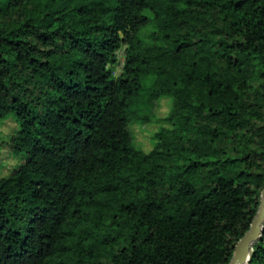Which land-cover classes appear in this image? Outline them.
<instances>
[{
    "label": "trees",
    "instance_id": "1",
    "mask_svg": "<svg viewBox=\"0 0 264 264\" xmlns=\"http://www.w3.org/2000/svg\"><path fill=\"white\" fill-rule=\"evenodd\" d=\"M9 114L0 264H229L264 188V0H0Z\"/></svg>",
    "mask_w": 264,
    "mask_h": 264
},
{
    "label": "rangeland",
    "instance_id": "2",
    "mask_svg": "<svg viewBox=\"0 0 264 264\" xmlns=\"http://www.w3.org/2000/svg\"><path fill=\"white\" fill-rule=\"evenodd\" d=\"M156 30V25L152 22L145 26L140 34L148 42H153L152 33ZM125 60V47L122 46L118 50V60L114 64L115 74L121 73ZM153 77L146 79V86H149ZM148 89L140 91L135 101V109L140 114L148 113L152 108V104L148 99ZM172 99L163 97L157 101L151 120L148 122L134 121L132 123V131L134 134L135 143L139 148L150 151L154 146V134L164 125H168L160 120L161 117L170 112ZM18 123L14 114H9L6 118L0 119V176L9 174L14 168L16 161L21 158V155L13 151L11 147L10 136L17 128Z\"/></svg>",
    "mask_w": 264,
    "mask_h": 264
},
{
    "label": "water",
    "instance_id": "3",
    "mask_svg": "<svg viewBox=\"0 0 264 264\" xmlns=\"http://www.w3.org/2000/svg\"><path fill=\"white\" fill-rule=\"evenodd\" d=\"M264 229V188L261 194L259 209L254 216L250 228L238 241L229 264H247L251 259L254 244L262 236Z\"/></svg>",
    "mask_w": 264,
    "mask_h": 264
}]
</instances>
